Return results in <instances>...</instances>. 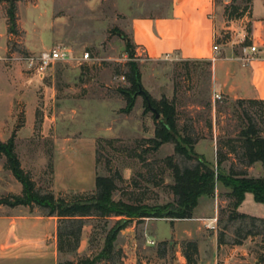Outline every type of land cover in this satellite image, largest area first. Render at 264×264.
<instances>
[{"label":"rangeland","instance_id":"1","mask_svg":"<svg viewBox=\"0 0 264 264\" xmlns=\"http://www.w3.org/2000/svg\"><path fill=\"white\" fill-rule=\"evenodd\" d=\"M224 1L216 0L219 6ZM172 2L21 0L16 3V29L10 33V1L0 0V65L14 71L18 87L27 83L23 97L11 90L0 97V140L6 142L15 134V152L38 189L66 200L89 198L96 193L97 176L112 177L117 184L115 201L175 205L170 188L174 176L167 158L172 157L181 168L195 163L176 155L172 143L156 152L151 145L143 144L144 139L154 138L156 120L147 110L143 95L137 94L138 87L128 79L130 63L137 64L141 86L152 100L176 106L180 130L194 137L195 151L207 162L216 168L222 153L226 156L224 174L233 171L250 178L264 175L260 162L246 166L245 160L228 155L232 145L241 152L240 135L251 123L264 136V103L235 100L217 92L210 61L175 57L151 60L138 54L132 41V20L167 16ZM233 2L245 6L243 0H230L226 6ZM251 8L252 3L245 12L249 18ZM254 14L264 16V3L255 2ZM244 25L248 29L251 23ZM228 37L230 34L223 33V39ZM126 39L132 48H127ZM57 47H65L75 60L57 63L44 75L28 72L20 60L26 54ZM240 51L246 55L245 50ZM85 52L90 53V59L80 61ZM2 86L7 85L0 81ZM131 96L135 105L127 113ZM108 139L118 142H101L98 147V142ZM22 189L7 158L0 155V215L13 212L14 207L1 202L22 195ZM234 204L231 190L218 182L213 196L200 198L192 219L134 220L117 236L112 257L96 264H185L184 251L189 242L198 245L197 264H214L215 259L219 264H256L264 259L263 236L249 239L240 248L233 243L235 233L243 226L245 231L262 230L258 220L264 219V204L255 202L252 194H247L236 210ZM232 212L255 222L232 218ZM36 213L44 214L39 209ZM118 220L121 218L85 220L79 248L60 255L58 262L84 264L93 260ZM220 238L227 247L218 246ZM47 253L37 262L0 260V264H51L54 247Z\"/></svg>","mask_w":264,"mask_h":264},{"label":"trees","instance_id":"2","mask_svg":"<svg viewBox=\"0 0 264 264\" xmlns=\"http://www.w3.org/2000/svg\"><path fill=\"white\" fill-rule=\"evenodd\" d=\"M10 8L8 9V18L10 21L11 32L16 29V3L21 0H9ZM253 0H243L245 6L236 5L234 2L226 6L224 15L228 21L240 20L245 16L248 5ZM251 26V25H250ZM251 30V28L249 27ZM249 30V31H250ZM219 43L220 40H217ZM127 48L130 41L126 39ZM133 57V55H132ZM130 74L128 79L134 87L140 83V74L138 66L130 63ZM148 96V95H147ZM144 97V96H143ZM145 98V97H144ZM151 106L160 114V119L156 120L155 136L151 139H144L143 144L151 145V149L156 152L163 145L172 143L175 146V154L183 157L187 161H193V166L181 168L178 164L173 163V158H167L171 165L174 184L170 186L173 195L176 198L175 205H148L134 204L122 200L115 201L113 195L117 190V184L112 177L96 178V193L89 198L74 197L72 200L57 198L53 192H43L37 188L30 174L25 172L21 162L15 152V134L6 142L0 140V155L7 158L8 166L13 176L22 185V195L13 196L6 199L4 203L10 207L26 206L31 210L37 208L43 211V216L56 217L59 221L58 226V252L60 255L73 253L77 251L80 245L83 223L85 220L98 218L108 219L111 217L121 218L115 223V226L109 232L106 245L101 253L93 260H87L84 264H96L99 261L110 259L114 254V244L119 233L124 230L134 220L161 219L170 218L173 220L192 219L194 210L199 205L202 197L213 196L218 182H223L225 187L231 190V195L235 198L234 208H239L246 199L247 194H252L257 203L264 204V175L259 178H250L246 174H236L233 171L224 174L222 164L226 160L225 154L220 153L216 168L207 162L204 156L195 151L196 140L189 134L184 135L180 130L177 120L176 106L168 102H156L149 97ZM147 104V110L151 111ZM248 103H264L258 100H243ZM135 105V98L132 96L128 100L126 112L129 113ZM101 142L109 145L118 142L114 139L102 140ZM232 143V142H231ZM238 152L237 146H230L228 155H234L245 160L246 166H252L261 163L264 171V136L258 130L254 123H251L247 130L240 135ZM99 148L96 150V164H98ZM135 156V155H133ZM141 157V156H139ZM232 218L251 219L245 215H236L232 212ZM255 222L254 219H251ZM262 230L245 231L243 226L235 233L234 245H241L248 238L258 236L264 237V219L258 220ZM254 225V224H253ZM253 229H258L254 228ZM220 245L228 244L220 238ZM199 250L195 242H189L184 251L185 264H197ZM260 264L264 259L258 260ZM62 264V263H59Z\"/></svg>","mask_w":264,"mask_h":264},{"label":"crops","instance_id":"3","mask_svg":"<svg viewBox=\"0 0 264 264\" xmlns=\"http://www.w3.org/2000/svg\"><path fill=\"white\" fill-rule=\"evenodd\" d=\"M257 1L264 3V0L252 1L250 18L244 16L228 21L224 8L230 0H225L223 6L216 0H173L167 16L133 19L132 41L138 54L151 60L175 57L183 61H210L212 84L217 92L235 100L264 101V16L254 14ZM245 22L251 23V30ZM223 33L230 37L223 39ZM217 40H220V51L216 55L213 46ZM247 40L252 45L260 42L256 45L258 53H250L248 48L252 45L246 43ZM240 50H245L246 55ZM248 55L253 56L249 61L246 60ZM13 73L0 65V81L7 85L0 87V97L5 96L6 90L15 94L17 91L18 97H23L27 83L18 87ZM12 98L13 94L9 96L10 100ZM13 209V212L0 215V260L37 262L54 247V256L49 261L59 264L58 218L39 215L37 208L17 206ZM256 238H248L233 247H243L249 239ZM227 245L218 244L221 248ZM218 261L215 259L214 264H219ZM256 264H260L258 260Z\"/></svg>","mask_w":264,"mask_h":264},{"label":"built area","instance_id":"4","mask_svg":"<svg viewBox=\"0 0 264 264\" xmlns=\"http://www.w3.org/2000/svg\"><path fill=\"white\" fill-rule=\"evenodd\" d=\"M250 53L253 55L258 53V46L253 45L248 48ZM214 53L219 54V43L216 41L213 46ZM252 57H248L246 60L249 61ZM90 59V53L85 52L80 61H85ZM20 60L25 64L28 72L35 75H44L51 68V66L60 63L68 62L70 60H75L74 56L65 47H57L50 49L48 51H43L38 54H26ZM215 60V57L213 58ZM216 98H219V95H216Z\"/></svg>","mask_w":264,"mask_h":264},{"label":"water","instance_id":"5","mask_svg":"<svg viewBox=\"0 0 264 264\" xmlns=\"http://www.w3.org/2000/svg\"><path fill=\"white\" fill-rule=\"evenodd\" d=\"M139 93H140L141 95H143V96L146 98V100H147V102H148V106H149V108H150L151 111L155 114L156 119L159 120L161 116H160V114H159V113H158V112H157V111L151 106V104H150V100H149V98H148L146 92L143 90L142 86L139 87Z\"/></svg>","mask_w":264,"mask_h":264}]
</instances>
